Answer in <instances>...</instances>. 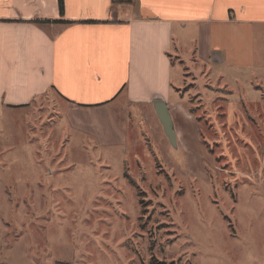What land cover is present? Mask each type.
<instances>
[{
  "label": "rangeland",
  "instance_id": "rangeland-1",
  "mask_svg": "<svg viewBox=\"0 0 264 264\" xmlns=\"http://www.w3.org/2000/svg\"><path fill=\"white\" fill-rule=\"evenodd\" d=\"M256 41L253 72L174 57L177 147L152 107L124 99L77 120L52 92L0 105V264H264Z\"/></svg>",
  "mask_w": 264,
  "mask_h": 264
},
{
  "label": "crops",
  "instance_id": "crops-1",
  "mask_svg": "<svg viewBox=\"0 0 264 264\" xmlns=\"http://www.w3.org/2000/svg\"><path fill=\"white\" fill-rule=\"evenodd\" d=\"M263 34L264 0H65L64 17L58 0H0V105L26 108L52 92L77 120L124 99L152 107L162 125L156 104H178L175 56L253 72Z\"/></svg>",
  "mask_w": 264,
  "mask_h": 264
},
{
  "label": "water",
  "instance_id": "water-1",
  "mask_svg": "<svg viewBox=\"0 0 264 264\" xmlns=\"http://www.w3.org/2000/svg\"><path fill=\"white\" fill-rule=\"evenodd\" d=\"M156 111L165 130V134L167 135L171 144L174 147H177V134L175 132L173 119L167 104L164 102H158L156 104Z\"/></svg>",
  "mask_w": 264,
  "mask_h": 264
},
{
  "label": "trees",
  "instance_id": "trees-1",
  "mask_svg": "<svg viewBox=\"0 0 264 264\" xmlns=\"http://www.w3.org/2000/svg\"><path fill=\"white\" fill-rule=\"evenodd\" d=\"M59 3V11L62 17H64L65 14V0H58ZM25 23H30V24H35L39 27H44L46 25H51V24H57V22H48V21H41V20H33V21H28ZM24 107V106H23Z\"/></svg>",
  "mask_w": 264,
  "mask_h": 264
}]
</instances>
